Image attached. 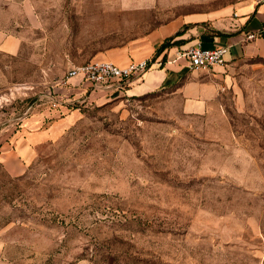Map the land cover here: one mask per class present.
<instances>
[{"label":"rangeland","instance_id":"rangeland-1","mask_svg":"<svg viewBox=\"0 0 264 264\" xmlns=\"http://www.w3.org/2000/svg\"><path fill=\"white\" fill-rule=\"evenodd\" d=\"M245 1L0 0L25 38L0 56V149L33 111L75 110L24 175L0 167V264H264V59L236 62L202 115L175 82L130 95L67 79L107 49L142 55L168 19Z\"/></svg>","mask_w":264,"mask_h":264},{"label":"crops","instance_id":"crops-1","mask_svg":"<svg viewBox=\"0 0 264 264\" xmlns=\"http://www.w3.org/2000/svg\"><path fill=\"white\" fill-rule=\"evenodd\" d=\"M1 1L8 4L5 0ZM27 5L19 2V11L23 17L33 20V14ZM9 11L10 8H3L4 14L0 18V56L12 59L22 51L25 38L22 31L15 29L19 23H12ZM261 28H264V0H247L238 5L224 4L211 10L203 9L202 12L185 13L168 19L150 30L140 41L145 48L142 55L138 56V53L133 54L128 47H122L107 49L96 56L95 61H110L121 67L145 59L156 60L152 68L130 79L127 90L123 88L126 84L102 89L109 90L110 94L118 92L141 95L156 91L162 86L165 88L164 85L169 82L171 88L175 82L173 94L179 96L182 112L186 115L205 114L220 102L221 91L225 83L229 82L232 66L236 62L251 58L264 59V38L245 40L247 34ZM168 39H172L170 45L162 49V44ZM195 44H201L205 48L228 47L226 65L208 71H190L183 62L165 64L166 60L173 59L175 54ZM74 79L69 81L72 86L78 84ZM8 85V79L0 65V90ZM83 91L77 86L72 87L70 92L79 94ZM63 92L67 93V88ZM58 105L62 112L58 118L51 119L49 110L33 111L10 132L0 149V167L6 175H24L37 157V148L48 145L62 128L75 121V110L60 103ZM55 112L58 110L53 113Z\"/></svg>","mask_w":264,"mask_h":264},{"label":"built area","instance_id":"built-area-1","mask_svg":"<svg viewBox=\"0 0 264 264\" xmlns=\"http://www.w3.org/2000/svg\"><path fill=\"white\" fill-rule=\"evenodd\" d=\"M258 37L264 38V28L247 34L245 40L252 41ZM227 52L228 47L226 46L205 48L201 44H195L187 50L178 52L173 59L166 60L165 64L183 62V65L190 71H208L215 67H224ZM155 63L156 60L145 59L121 67L110 61H91L72 68L67 74V79L80 78L82 81L89 83L93 89H102L114 85L120 87L127 84L132 77L143 74Z\"/></svg>","mask_w":264,"mask_h":264},{"label":"trees","instance_id":"trees-1","mask_svg":"<svg viewBox=\"0 0 264 264\" xmlns=\"http://www.w3.org/2000/svg\"><path fill=\"white\" fill-rule=\"evenodd\" d=\"M172 39H168L166 42H164L161 46V48H165V47H168L170 45V42H171Z\"/></svg>","mask_w":264,"mask_h":264}]
</instances>
